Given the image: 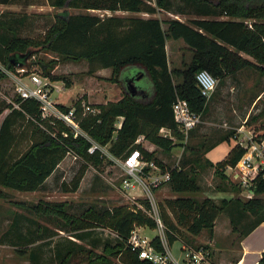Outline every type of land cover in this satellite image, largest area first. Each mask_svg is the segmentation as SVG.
Here are the masks:
<instances>
[{
    "label": "trees",
    "instance_id": "16d2710c",
    "mask_svg": "<svg viewBox=\"0 0 264 264\" xmlns=\"http://www.w3.org/2000/svg\"><path fill=\"white\" fill-rule=\"evenodd\" d=\"M17 1L0 0V4ZM187 1L195 6L201 17L186 22L176 18L160 20L133 15L141 12L152 14L156 6L167 9L169 0H46L56 12L38 36L19 34L25 15L2 11L0 80L7 76L5 70L25 69V61L41 51H50L73 60L83 59L89 64V73L110 69V79L120 81L124 92L116 101L91 104L99 108L94 115H81L79 102L84 100L83 97L73 100L71 104L77 106L76 119L80 129L99 145L106 146L116 157L139 149L145 160H153L164 166L155 151H148L134 141L143 135L156 147L171 149L175 141L160 136V127L169 128L172 135L180 140L181 135L172 115V103L181 98L187 101L191 110L201 115L206 110L207 99L201 95L196 84L198 71L207 70L220 83L225 77L247 66H256L259 73L264 74V0ZM91 10L110 11V14L101 16L91 13ZM117 11L130 15L115 14ZM211 16L228 18H208ZM244 19L250 20L251 27ZM163 24H166L165 28ZM168 39L182 40L190 51V59L182 67L170 64L166 51ZM241 52L250 55L256 63L241 58ZM51 62L39 63L48 76L53 68ZM129 68L133 70L122 76L123 71ZM136 77H147L151 90L147 93L139 89L134 91L137 88L134 82L131 93L127 84ZM6 101H0V113L8 109L0 123V197L3 196L1 187L25 192L37 190L67 155L82 160L70 181V191L78 189L89 165L100 168L103 159L100 152L88 153L90 142L80 134L75 135L73 129L63 121L42 117L37 100L14 95ZM59 106L63 110L68 108L63 104ZM119 117L122 120L117 128ZM255 138H264V133ZM244 150L243 146L234 143L226 156L216 162L215 172L227 178L225 167L234 165ZM168 168L171 172L168 186L172 193L177 194L159 202L168 241L188 243L181 232L182 228L194 236L202 230L212 232L218 214L231 201L223 199L219 205L209 197L198 199L183 195L200 190L194 170L189 173L179 164ZM233 187L238 191L234 184ZM263 193L264 182L258 179L254 197L235 199L243 211L256 217V224L264 220L259 217L264 209V200L259 194ZM67 206L66 201L39 200L30 209L35 215L62 219L78 239L90 235L97 226L114 233V240H104L99 253L88 250L87 264H112V256L120 253L124 264H152L147 259L139 258L127 244L134 225L155 226L153 220L140 210L126 204L104 209L91 205L79 214H70ZM152 243L156 249L162 248L157 236L153 237ZM76 246L78 250L73 247L58 250L57 264H70L72 258L83 250L81 246ZM257 264H264V251Z\"/></svg>",
    "mask_w": 264,
    "mask_h": 264
},
{
    "label": "rangeland",
    "instance_id": "374dc122",
    "mask_svg": "<svg viewBox=\"0 0 264 264\" xmlns=\"http://www.w3.org/2000/svg\"><path fill=\"white\" fill-rule=\"evenodd\" d=\"M2 11H12L16 15L26 16L20 28L21 36H38L56 12L46 0H19L17 3L0 6V12ZM91 13L102 16L110 14V11L91 10ZM115 14L130 15L120 11ZM133 15L144 18L156 17L160 20L176 18L186 22L201 17L195 6L187 0H169L167 9L156 6L152 14L141 12ZM208 18L227 19L228 17ZM244 21L250 23L249 19ZM163 27L165 28L166 24H163ZM166 47L172 66L182 67L190 59V51L181 40L168 39ZM239 55L256 63L246 53L241 52ZM47 61H52L53 64L50 76L45 74L39 64ZM24 65L28 73L26 75L36 74L47 83L45 87L50 89L53 100L61 101L63 105L68 103L65 106H70L73 100L80 97L87 102L88 93L94 99H98L102 93H105V97L113 100L115 96L119 94L122 96L124 92L120 81L115 82L110 79V69H98L89 73V64L83 59L73 60L50 51H41L28 58ZM132 70V68L124 70L122 76ZM52 77L55 78L52 79ZM137 78L136 84L141 86L143 78ZM134 82L131 80L132 84ZM14 87L15 84L9 76L0 80L2 103L16 95ZM138 89L137 87L134 91ZM76 92L77 95L74 98ZM249 131L255 135L264 133V74L259 73L256 66L241 68L234 75L225 77L221 83L217 82L215 90L207 98L206 110L201 115L200 123L189 132L185 143L175 141V145L169 150L153 147L156 157L167 167L179 164L189 173L194 170L200 190L183 195L198 199L209 197L219 205L223 199L231 201L218 214L213 235L209 230H202L196 237L186 229H181L189 244L203 245L210 249L212 261L219 256L220 252L222 253V250L228 249L225 256L230 258L240 254L241 239L245 238L253 227L252 223L256 224V217L243 211L235 201V199H245L236 191L233 183L215 172L216 162H218L216 159L222 158L234 143L245 144ZM144 140L146 139L141 140L142 147ZM231 141L234 143L232 144ZM81 163L82 160L79 158L75 159L72 155H67L45 183L35 191L25 192L1 187L3 196L0 197V264H57V251L68 247L78 250L76 245L81 246L83 250L72 258L70 264H87L89 249L99 253L104 240H114L115 234L100 226L93 228L90 235L78 239L62 219L35 215L30 209V206L39 200L66 201L68 213L79 214L91 205L104 209L124 202L118 191L121 171L112 156H103L100 168L89 165L78 189L70 191V181ZM176 195L166 185L156 193V199L158 202H163L164 199L173 198ZM259 196L264 200V193ZM169 215L172 217L171 213ZM259 217L264 219V209ZM142 232L148 237L156 234V230L151 227H144ZM211 236L213 240L215 239L214 244L219 247L218 250L212 251L215 245L209 244ZM249 239L254 245L264 242V229H257ZM170 246L171 251L178 255L181 241L174 240ZM120 257H122L121 253L112 256V264H124ZM252 257L254 256H249L247 259L250 260Z\"/></svg>",
    "mask_w": 264,
    "mask_h": 264
},
{
    "label": "built area",
    "instance_id": "2783aa9c",
    "mask_svg": "<svg viewBox=\"0 0 264 264\" xmlns=\"http://www.w3.org/2000/svg\"><path fill=\"white\" fill-rule=\"evenodd\" d=\"M251 27L250 24H248ZM25 69L17 68L15 71L5 70L14 84L16 95L20 98H34L39 102V109L42 117H54L70 126L75 135L80 134L90 142L87 148L88 153L98 150L101 156H112L117 162L121 171V180L118 187L122 198V204H126L135 210H140L147 217L153 220L156 234L148 237L143 234V228L148 225H134L129 233L127 244L130 249L138 254L141 259H147L152 264H214L210 258L211 251L208 247L194 246L181 241L179 254L175 255L171 251V243L166 236V228L159 210V202L156 193L168 185L171 177L170 169L167 166L158 165L153 160H145L139 149L132 150L129 154L121 157L112 155L106 146H101L93 141L83 132L76 119L77 106L70 105L66 110L60 108L59 103L53 100L50 89L36 74H25ZM28 74V73H27ZM196 84L202 96L206 99L210 97L217 86L218 80L207 70H200L195 75ZM81 115L97 114L99 108L81 100ZM172 115L175 125L181 135L177 140L169 128L160 127L158 134L162 137L185 143L189 132L196 127L201 120L199 112L190 109L185 99L177 98L171 105ZM122 118L116 123V127L121 125ZM256 135L248 132L247 142L242 144L244 153L234 165L225 167V175L237 188L244 199L254 197L258 179L264 182V138L257 139ZM145 139L139 135L134 143L141 145V140ZM77 159L76 156L72 155ZM157 236L161 249H156L152 243L153 237Z\"/></svg>",
    "mask_w": 264,
    "mask_h": 264
},
{
    "label": "crops",
    "instance_id": "0c3cea01",
    "mask_svg": "<svg viewBox=\"0 0 264 264\" xmlns=\"http://www.w3.org/2000/svg\"><path fill=\"white\" fill-rule=\"evenodd\" d=\"M5 4H0V6H4ZM6 5H9V4H6ZM174 41H177V40H174ZM182 41V40H181ZM183 42V41H182ZM185 45V44H184ZM167 48V47H166ZM167 51V49H166ZM105 70L108 69V68H104ZM136 83V81H135ZM137 85V84H136ZM137 87L139 88L140 91L144 92V93H147L151 90V83L149 81V79L147 77H144L143 78V84L141 86H138ZM77 95V92L74 94V98L75 96ZM105 93H102L101 96H99L98 99H94L93 97H91V95L88 93L87 95V102H89L90 104H101V103H106L107 101H113L115 99H118L121 97V95L119 94L117 97L115 96L113 100H111L110 98L108 97H105ZM72 98V99H74ZM59 102L60 104H63L61 101H57ZM68 104V103H67ZM64 103V105H67ZM8 113V109H5L3 112L0 113V116H2L0 118V123L2 121V119L4 118V116ZM195 128V127H194ZM231 140V139H229ZM229 142V141H228ZM232 144L234 143L233 141H231ZM220 146L222 145V143L220 142L219 143ZM218 144V145H219ZM217 145V146H218ZM215 146V148L217 147ZM143 147L145 149H147L148 151H153V147L155 148V145L150 143L149 141L147 140H144V143H143ZM230 149L228 148L227 152H225L223 154V157L224 155H226L228 153ZM222 157V158H223ZM221 157L216 159L217 161L221 160L222 159ZM215 160V161H216ZM228 180V179H227ZM229 181V180H228ZM216 222V220H215ZM215 222H214V227H213V230L215 229ZM259 228H262L264 229V220H262L261 222L257 223V224H254V226L249 230L248 234L245 236V238L241 239L240 241V249H241V252L240 254H237L235 256H233L232 258L230 257H227L225 256V252L228 251V249L226 250H222V253L220 252L219 253V256L214 259V261H212L214 264H257V261L259 260L260 256H261V253L264 251V242H260V243H257V244H253L251 242V240L249 239L250 235L255 232L257 229ZM212 235H213V231H212ZM197 237V235H195ZM215 243V239L213 240V236H211L210 240H209V244H214ZM215 245V244H214ZM219 247H217L216 245L214 246V250L212 251H215V250H218ZM249 256H254L252 257V259L248 260L247 257ZM256 257V258H255Z\"/></svg>",
    "mask_w": 264,
    "mask_h": 264
},
{
    "label": "water",
    "instance_id": "95a60500",
    "mask_svg": "<svg viewBox=\"0 0 264 264\" xmlns=\"http://www.w3.org/2000/svg\"><path fill=\"white\" fill-rule=\"evenodd\" d=\"M137 77L134 79V81H137ZM132 80V79H131ZM133 85L134 84H131L130 82H128V84H127V87H128V89L131 91V93H133Z\"/></svg>",
    "mask_w": 264,
    "mask_h": 264
}]
</instances>
